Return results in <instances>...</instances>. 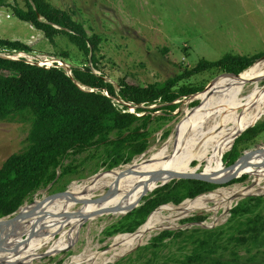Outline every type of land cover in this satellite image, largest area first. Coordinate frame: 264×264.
I'll list each match as a JSON object with an SVG mask.
<instances>
[{
    "label": "rangeland",
    "instance_id": "rangeland-1",
    "mask_svg": "<svg viewBox=\"0 0 264 264\" xmlns=\"http://www.w3.org/2000/svg\"><path fill=\"white\" fill-rule=\"evenodd\" d=\"M46 1L68 11L77 22L85 27L90 36L96 34L100 37L99 70L88 65L95 73H103L105 79L113 83L119 78H125L131 84L162 85L185 69L193 68L199 61H215L225 55L264 56V0ZM15 2L21 6L24 4L23 0H7V4L10 6ZM0 38L19 40L27 45L30 44L33 51L22 52L21 58L33 61L39 66V63L45 62L46 58L59 59L68 64L70 68L87 65L82 53L65 35H57L55 44L50 43L41 31L29 23L17 19L9 6L0 7ZM62 52L67 53L68 58L63 57ZM18 53L14 52L13 55ZM263 59L264 57L256 60L255 63ZM222 75H225V72L210 70L195 75L182 84L200 86L202 89L197 92L200 93L205 91L219 76L221 77L214 84H221L224 77ZM258 83L263 86L264 80L252 79L242 87L239 95L244 94V91L256 88ZM179 88L178 86L176 91ZM197 93L176 100L174 103L178 104V108L172 112L163 108L165 104L160 101L144 106L147 109H160L153 114L163 115L166 119L161 118L154 122L149 146L142 154L135 156L128 163H121L111 169L121 168L141 158L140 164L137 165L138 161H136L137 167L133 168V170H137L142 168L144 164L142 162L150 163L153 161L151 160L153 157H160V148L166 145L175 126L187 114L185 109L191 113L192 109L190 108L200 102L195 99ZM113 101L119 102L116 99ZM129 110L132 111L134 108L131 107ZM240 111L242 113L243 108ZM263 119L264 116L259 121ZM29 132L30 124L27 120L0 119V167L9 156L23 151L27 147ZM240 150L246 166L251 170L250 176L242 182L224 186V188L248 186L252 183L253 177L260 172V168H264V132L253 141L241 144ZM104 151L103 147H92L79 155L65 159L62 167L71 163L74 168L73 172L40 188L30 195L22 206L34 202L36 198L42 199L51 194L62 192L74 184H82L84 182L82 180L93 177L97 173L108 171L112 157H108ZM211 153L213 152L211 151ZM161 157V163H164L167 159L166 154ZM196 164L197 161L190 164L188 173L194 172L195 167L191 166ZM203 168L205 167L201 165L197 172L202 171ZM61 171L62 168L58 170V174ZM93 182L94 180L88 183ZM108 186H112V184L107 182L106 188ZM119 186L124 187L125 185L119 184ZM158 188L144 195L139 205L134 209L139 208L152 198L154 191ZM100 193L102 192L100 191ZM82 203L83 201L73 205L70 211H77ZM166 204L176 203L168 202ZM134 205L135 203L131 206ZM125 208L124 206L121 211L114 212L116 215L112 213L97 214L82 221L80 217H77L80 219L78 222H81L79 225L76 224L75 227L72 222H69L61 230V232L67 230L68 233L73 231L71 238L67 234L64 235L63 241L70 245L67 250L43 258H34L35 254L51 249L53 242H49L46 246L29 248L22 252V254H26V264H65L73 256L96 254L97 252L102 254L100 258L111 256L113 238L118 234L130 232L126 230L129 219H126L125 216L134 209L125 214L128 210ZM234 209L235 211H233ZM18 210L5 218L13 217ZM213 215V211L191 212L176 222L179 223L178 228L170 230L175 233L183 232L184 234L179 238L170 236L161 242H154L151 240L152 237L159 234L155 233L143 245L138 246V244V247L135 245L133 248L123 251L116 257L114 256L107 264H195L193 258L196 256L195 250L197 249L210 251L208 259L216 262L215 264L220 262L243 264L246 263L244 260L252 254L264 257L263 193L250 194L232 202L231 208L226 214L222 209L218 210V213H215L220 217L217 221L211 219ZM196 217L200 218L194 220L193 218ZM250 220L253 222H249ZM143 223L138 225L134 231ZM200 223H205L207 226H202ZM249 226L263 229L259 233V237L256 238L258 241H263V244L257 245L253 242L255 240L248 238L249 234L244 230ZM218 229H223L225 232L212 237L205 235V231L217 232ZM167 230L164 231L167 232ZM194 230H197L198 233H193ZM41 231L46 235L44 230ZM38 236H35L34 239H37ZM191 237L200 241L193 243ZM58 238L59 234H56L54 239ZM241 238L247 240L243 241Z\"/></svg>",
    "mask_w": 264,
    "mask_h": 264
},
{
    "label": "trees",
    "instance_id": "trees-1",
    "mask_svg": "<svg viewBox=\"0 0 264 264\" xmlns=\"http://www.w3.org/2000/svg\"><path fill=\"white\" fill-rule=\"evenodd\" d=\"M23 2V6L17 2L10 6L7 0H0V7H11L17 19L41 31L52 44H55L57 35H65L82 53L87 65L71 67L72 75H68L63 68H46L24 59H9L0 55V119L20 118L30 124L27 147L9 156L0 167V218L17 211L40 188L72 173L74 168L71 163L62 167L63 161L70 156L79 155L92 147H103L107 156L112 157L111 169L142 154L149 146L154 122L166 119L163 115L153 114L160 109L144 106L160 101L165 104L163 108L175 111L178 108V104L174 103L176 100L202 89L197 85L182 84L185 80L210 70L237 75L261 58L260 55H225L215 61H199L193 68L185 69L162 85L131 84L125 78H119L115 84L107 81L103 73L97 74L92 70H99L101 39L98 35L90 36L68 11L46 0ZM15 51L32 52L33 49L19 40L0 38V54H13ZM61 55L68 58L65 52ZM178 86L180 88L176 91ZM114 99L119 102L115 103ZM130 107L135 108L133 113L129 111ZM262 132L264 119L236 139L233 148L219 161L216 172L221 175L204 180H172L156 189L152 198L125 216L129 219L126 230L133 232L160 205L168 202L178 204L185 198L246 180L251 170L245 164L240 145L253 141ZM226 170L227 174H222ZM262 230L249 226L244 232L249 234L250 240H255V244L261 245L264 238L263 241L256 238ZM217 232L205 231V235L212 237L223 234L225 230L218 229ZM183 234L167 230L151 240L161 242L167 237L179 238ZM191 240L193 243L200 241L194 237ZM209 254L208 250L197 249L193 262L215 264L208 259ZM244 262L264 264V257L252 254Z\"/></svg>",
    "mask_w": 264,
    "mask_h": 264
},
{
    "label": "bare ground",
    "instance_id": "bare-ground-1",
    "mask_svg": "<svg viewBox=\"0 0 264 264\" xmlns=\"http://www.w3.org/2000/svg\"><path fill=\"white\" fill-rule=\"evenodd\" d=\"M222 76L224 77L221 84H214L221 77L219 76L205 91L195 95V99L200 102L190 108L192 109L191 113L185 109L187 114L175 126L166 145L160 148V157H153L154 159L152 158L153 161L150 162V160V163L142 162L144 164L141 169L133 170L140 164V158L121 168L104 171L96 179L90 177L82 180L84 181L82 184L70 186L68 195L60 196L52 201L36 198L34 202L20 207L14 217H6L0 220V259L8 258L7 264L19 258L24 259L25 264L27 263L26 254L21 252L11 256L9 250L21 239L22 235L31 231L34 224L40 227L39 231L44 230L46 235H39L37 239H31L30 248L41 247L43 244L48 245L49 242H53L51 250L54 252L58 248H67L68 244L63 241L64 235L67 234L71 238L73 231L68 233L67 230L64 232L61 230L69 222H72L73 226L76 227V224L81 223L78 220L81 219L82 221L83 219L71 217L65 221L63 217L55 214H63L64 212L69 214L73 205L81 201L83 203L78 211L86 215L116 205H121L123 208L125 206L129 209L133 207L132 204H137L145 187L153 189L158 184L169 182V175L188 173V168L193 161H197L196 165L191 166L195 167V170L203 165L205 172H216L219 161L230 148L234 135L264 114V85L258 83L256 88L244 91V94L239 95L242 87L252 79L264 80V59L253 63L252 66L237 76L231 75L233 77L230 78H226L225 75ZM241 108H243L242 113ZM163 154H166L167 159L161 163ZM136 161H138L137 165ZM213 165H215L214 168H212ZM154 171L163 172V176L152 179L149 173ZM259 171L248 186L222 187L194 198H188L180 204L162 205L151 212L146 221L134 232L116 235L112 240L111 250L113 253L111 256L100 258L102 254L98 252L96 254H81L71 257L65 264H80L82 262L107 264L114 256L116 257L123 251H127L138 244V246L143 245L153 234L178 228L179 223L176 222L194 211H213L214 215L211 219L217 221L220 218L215 215L218 210L222 209L226 214L231 208L232 202L250 194H264V168H260ZM93 180V183H88ZM107 182L112 186L116 185L117 193L114 196H108L101 203L91 201L96 195H103L107 188H112V186L106 188ZM119 184L125 186H119ZM134 185L139 186L132 192ZM29 211L37 212L32 217H24ZM22 213L23 218L16 217L17 214ZM112 214L116 215V213ZM12 218L14 219L11 220ZM38 219L40 220L38 221ZM42 225L44 228H41ZM53 234H59V238L55 240ZM97 258L99 260H96ZM0 264L3 263L0 262Z\"/></svg>",
    "mask_w": 264,
    "mask_h": 264
},
{
    "label": "water",
    "instance_id": "water-1",
    "mask_svg": "<svg viewBox=\"0 0 264 264\" xmlns=\"http://www.w3.org/2000/svg\"><path fill=\"white\" fill-rule=\"evenodd\" d=\"M264 57V56H263ZM262 57V58H263ZM225 75H234V76H237L233 73H227L225 72ZM213 83V82H212ZM211 83V84H212ZM210 84V86H211ZM264 114H262L256 121H254L252 124H249L247 125L244 129H242L241 131H239L236 135H234L233 139H232V143L230 145V148L231 149L235 143V140L247 129L253 127L256 125V123L261 119V117L263 116ZM224 156V154H223ZM223 156H222V159H223ZM244 157V156H243ZM223 162V161H222ZM224 164V162H223ZM108 171H112V169L108 170ZM101 173H97L96 175L93 176L94 179H96ZM222 174H227V170L224 171ZM221 175L220 172H210V173H207L205 172L204 168L202 171L200 172H197V170H195L194 172H191V173H179V174H172V175H169V181L171 180H181V179H197V180H204V179H208V178H213V177H216V176H219ZM149 176H151V178L153 179V177L155 178H159V177H162L163 176V172L161 171H154V172H150L149 173ZM168 183V182H167ZM166 183H161V184H158L156 185L153 189L155 188H158V187H161L163 185H165ZM139 185H134L133 188H132V192L138 187ZM153 189H150L149 187H145L144 190L142 191V196L139 198V201L137 202L136 205H134L133 207L129 208L125 214H127L129 211L133 210L134 208H136L138 205H139V202L140 200L142 199V197L144 195H146L148 192L152 191ZM118 189L116 187V185H113L112 188H108L107 191L101 195V196H97L95 198H93L91 201L93 202H97V203H101L103 201L106 200V198L109 196H114L116 193H117ZM69 192H68V189L62 191V192H58V193H54V194H51L47 197H44L43 200H47V201H52L60 196H65V195H68ZM42 200V201H43ZM123 206L121 205H116V206H113L111 208H108V209H101V210H98L96 212H93V213H88V215H86L85 213H82L81 211H75V212H71L69 214H67L66 212H62L63 214L61 213H58V214H55V215H59L61 217H63V219L65 221H67L69 218L71 217H81L83 220H86L88 217H91L93 215H97V214H105V213H114V212H117V211H120L122 210ZM38 211V210H37ZM37 211H29L27 214L24 215V217H32V215H34ZM16 215V214H15ZM54 215V216H55ZM45 216V215H44ZM52 216V217H54ZM14 217V216H13ZM17 218L18 217H22L23 218V213L22 214H17L16 216ZM5 218V217H4ZM3 218H0V220H2ZM14 218H12L11 220H13ZM40 219H38L39 221ZM202 226H207L203 223H200ZM36 224H34L32 226V229L31 231L28 233V234H25V235H22L21 239L17 241V243L12 247L10 248L9 250V255H18L20 254L21 252L25 251L26 249H29L30 247V240L31 239H34L35 236H38V235H44L43 232L39 231L40 227L39 226H35ZM41 228H44V225L41 226ZM176 229V228H174ZM172 229V230H174ZM56 234H53V238L55 237ZM39 237V236H38ZM47 244H43L42 246H46ZM70 245L68 244L67 248H58L55 250V252L51 249H48L46 250L45 252L43 253H40V254H35L33 257L34 258H43V257H47V256H50L56 252H60V251H63V250H67L68 247ZM7 257V256H6ZM25 260L23 259H17L15 261H11L9 262L10 264H25L24 263ZM0 262L3 263V264H7L8 263V258H1L0 259ZM111 262V261H110Z\"/></svg>",
    "mask_w": 264,
    "mask_h": 264
},
{
    "label": "built area",
    "instance_id": "built-area-1",
    "mask_svg": "<svg viewBox=\"0 0 264 264\" xmlns=\"http://www.w3.org/2000/svg\"><path fill=\"white\" fill-rule=\"evenodd\" d=\"M21 55L22 54L18 53V54H14V55H7V57L19 59L21 57ZM26 62H28L30 64L35 63L33 61L30 62L28 60H26ZM39 64L41 66H45L47 68L53 66V67H62L64 69H66V67H67V64H64L63 62H61V60L56 59V58H51V59L46 58L45 62H41ZM67 73H70V71L67 70Z\"/></svg>",
    "mask_w": 264,
    "mask_h": 264
},
{
    "label": "clouds",
    "instance_id": "clouds-1",
    "mask_svg": "<svg viewBox=\"0 0 264 264\" xmlns=\"http://www.w3.org/2000/svg\"><path fill=\"white\" fill-rule=\"evenodd\" d=\"M31 26H32V25H31ZM15 52H19V51H15ZM13 53H14V52H13ZM19 53L21 54L22 52L20 51ZM3 54H4V55H2V54H0V55L5 56V57H7V55H13V54H5V53H3ZM7 58H9V59H16V58H10V57H7ZM261 58H262V57H261ZM261 58H260V59H261ZM19 59H24V60L26 61L25 58H21V57H20ZM16 60H18V59H16ZM62 62H63V61H62ZM33 64H35V63H33ZM64 64H66V63H64ZM36 65H37V64H36ZM40 66H41V65H40ZM42 67H45V66H42ZM51 67H53V66H51ZM46 68H47V67H46ZM48 68H50V67H48ZM59 68H62V67H59ZM66 68H67V69H65L66 72H67L68 68H69L68 71H70V73H67V74H68V75H72L71 68L69 67L68 64H67V67H66ZM248 68H249V67H248ZM63 69H64V68H63ZM227 73H228V72H227ZM239 74H240V73H239ZM141 106H143V105H141ZM130 108H131V107H130ZM130 108H129V109H130ZM132 108H134V107H132ZM129 111H130V110H129ZM134 111H135V108H134V110H132V111H130V112L133 113ZM263 116H264V115H263ZM263 116H262V117H263ZM262 117H261V118H262ZM258 122H259V121H258ZM258 122H257V123H258ZM257 123H256V124H257ZM253 127H254V126H253ZM251 128H252V127H251ZM249 129H250V128H249ZM245 131H246V130H245ZM245 131H244V132H245ZM235 141H236V140H235ZM234 144H235V143H234ZM233 146H234V145H233ZM232 148H233V147H232ZM232 148H231V149H232ZM231 149H228V150H231ZM228 150H227V151H228ZM227 151H226V152H227ZM226 152H225V153H226ZM225 153H224V154H225ZM223 158H224V156H223ZM223 162H224V161H223ZM198 168H199V167H198ZM224 168H225V164H224ZM109 170H110V169H109ZM171 181H172V180H171ZM169 182H170V181H169ZM169 182H168V183H169ZM166 184H167V183H166ZM233 184H234V183H233ZM163 186H164V185H163ZM161 187H162V186H161ZM218 188H221V187H218ZM218 188H215V189H218ZM213 190H214V189H213ZM213 190H212V191H213ZM207 192H210V191H207ZM204 193H206V192H204ZM201 194H203V193H201ZM199 195H200V194H199ZM196 196H198V195H196ZM196 196H195V197H196ZM193 198H194V197H193ZM185 200H186V199H185ZM181 203H182V202H181ZM163 205H165V204H163ZM161 206H162V205H160L159 207H161ZM20 207H21V206H20ZM20 207H19V208H20ZM159 207H158V208H159Z\"/></svg>",
    "mask_w": 264,
    "mask_h": 264
},
{
    "label": "crops",
    "instance_id": "crops-1",
    "mask_svg": "<svg viewBox=\"0 0 264 264\" xmlns=\"http://www.w3.org/2000/svg\"><path fill=\"white\" fill-rule=\"evenodd\" d=\"M30 45V44H29ZM32 45V44H31ZM30 47H32V46H30ZM32 49H33V47H32Z\"/></svg>",
    "mask_w": 264,
    "mask_h": 264
}]
</instances>
